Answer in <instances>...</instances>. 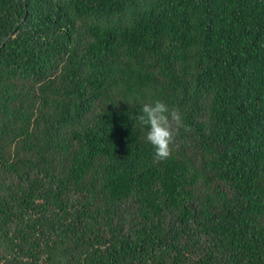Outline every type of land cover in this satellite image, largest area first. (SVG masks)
I'll list each match as a JSON object with an SVG mask.
<instances>
[{
	"label": "trees",
	"instance_id": "1",
	"mask_svg": "<svg viewBox=\"0 0 264 264\" xmlns=\"http://www.w3.org/2000/svg\"><path fill=\"white\" fill-rule=\"evenodd\" d=\"M0 264H264V0H0Z\"/></svg>",
	"mask_w": 264,
	"mask_h": 264
},
{
	"label": "clouds",
	"instance_id": "2",
	"mask_svg": "<svg viewBox=\"0 0 264 264\" xmlns=\"http://www.w3.org/2000/svg\"><path fill=\"white\" fill-rule=\"evenodd\" d=\"M135 120L142 131L146 130L145 140L152 145L154 158L158 162L169 159L180 129L185 127L180 111L156 100L144 103Z\"/></svg>",
	"mask_w": 264,
	"mask_h": 264
}]
</instances>
